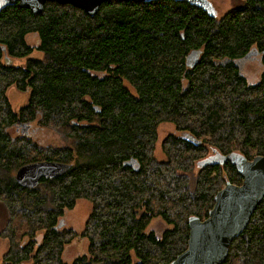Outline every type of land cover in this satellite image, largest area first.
Instances as JSON below:
<instances>
[{
	"label": "trees",
	"instance_id": "trees-1",
	"mask_svg": "<svg viewBox=\"0 0 264 264\" xmlns=\"http://www.w3.org/2000/svg\"><path fill=\"white\" fill-rule=\"evenodd\" d=\"M30 33L36 46L26 42ZM34 50L42 57H27ZM250 50L262 66L254 84L236 64ZM6 56L27 58L14 65ZM12 85L28 92L17 111L6 95ZM18 121L54 129L65 143L12 136ZM163 122L199 143L168 134L158 159ZM256 154H264V0H241L220 17L172 0H104L94 15L55 1L38 13L0 8V206L8 241L0 264H68L64 245L76 238L87 248L70 264H168L187 246L188 217H206L227 180L241 183L222 158ZM44 159L70 168L35 187L15 181L19 166ZM78 199L91 205L82 230L56 228ZM154 217L170 226L160 237L145 231ZM221 264H264V197Z\"/></svg>",
	"mask_w": 264,
	"mask_h": 264
},
{
	"label": "water",
	"instance_id": "water-1",
	"mask_svg": "<svg viewBox=\"0 0 264 264\" xmlns=\"http://www.w3.org/2000/svg\"><path fill=\"white\" fill-rule=\"evenodd\" d=\"M46 1L59 4H70L94 15L104 0H0V8L7 4H17L29 8L32 13L43 9ZM148 1V0H125ZM185 1L215 17L216 10L208 0H174ZM199 51H193L189 58L196 61ZM245 54L243 58L249 57ZM187 140L199 143L192 135L181 132ZM236 165L243 181L240 185L226 182L215 194L214 203L209 210V216L203 220L190 217L188 220L189 233L186 249L168 264H221L227 257L232 239L239 235L247 224L250 215L264 197V154L254 155L246 159L241 155L224 156ZM69 164L59 161H36L25 163L18 167L15 179L21 185L33 186L41 177L50 178L62 175ZM62 221L58 226L62 225Z\"/></svg>",
	"mask_w": 264,
	"mask_h": 264
},
{
	"label": "rangeland",
	"instance_id": "rangeland-1",
	"mask_svg": "<svg viewBox=\"0 0 264 264\" xmlns=\"http://www.w3.org/2000/svg\"><path fill=\"white\" fill-rule=\"evenodd\" d=\"M214 6L216 10V16H222L226 11L237 6L241 3V0H208ZM26 42L31 46H36L38 44V36L37 34L30 33L26 35ZM27 57L32 58H41L42 53L34 50ZM24 58L15 59L11 57H4V61L8 64L14 65H22L25 61ZM259 55H251L246 58H242L240 60H236V64L240 69V72L246 77L247 81L250 84H254L258 81L260 73L262 71V66L260 64ZM224 62V60H222ZM6 95L9 100V103L14 111H17L21 106L25 105L28 98V92L19 91L14 85L10 86L6 90ZM29 132L31 137L37 141L41 146L47 144H63L65 143L63 135L49 127L40 126L36 121L30 122V125L27 129L23 128L20 124H16L13 128H11L10 133L12 136H17L20 134H25ZM179 135L175 130L174 126L170 122L160 123L157 127V141L155 144L154 155L158 159H163V154L161 152V141L168 134ZM15 171L13 172L14 175ZM90 203L85 199H78L76 204L72 209L65 210L62 216L64 227L70 228L75 231H81L87 215L90 211ZM5 210L0 206V263L3 255L6 253L8 249V241L6 238L2 237L1 229L5 223ZM170 226L162 220L161 217H154L151 219L149 224L147 225L145 231H153L154 234L158 237L161 236L163 230L169 228ZM23 240H26L24 238ZM87 248V240L84 238H76L72 240L70 243L64 245V249L62 252V259L64 262L70 264L71 261L76 257L86 252Z\"/></svg>",
	"mask_w": 264,
	"mask_h": 264
},
{
	"label": "bare ground",
	"instance_id": "bare-ground-1",
	"mask_svg": "<svg viewBox=\"0 0 264 264\" xmlns=\"http://www.w3.org/2000/svg\"><path fill=\"white\" fill-rule=\"evenodd\" d=\"M172 1H174V0H172ZM28 9H29V8H28ZM216 17H217V16H216ZM196 51H197V50H196ZM249 52L252 53L251 51H249ZM249 52H248V53H249ZM191 53H192V52H191ZM191 53H190V54H191ZM246 54H247V53H246ZM241 59H242V58H241ZM188 60H189V63H190L193 59H191V58L188 57ZM196 60H197V59H196ZM194 62H195V61H194ZM179 135H180L181 137H183V136L181 135V133H179ZM256 155H257V154H256ZM44 160H47V159H44ZM44 160H36V161H44ZM36 161H32V162H36ZM48 161H57V160H48ZM59 162H62V161H59ZM28 163H30V162H28ZM63 163H66V162H63ZM67 164L70 165V163H67ZM234 166H235L237 172L240 174V172L238 171V169H237V167H236L235 164H234ZM19 167H20V166H19ZM69 168H70V167H69ZM69 168H68V170H69ZM17 169H18V168H17ZM17 169H16V170H17ZM68 170H66L64 173H66ZM15 173H16V171H15ZM15 173H14V179H15ZM64 173H63V174H64ZM63 174H62V175H63ZM60 176H61V175H60ZM240 176H241V174H240ZM56 177H57V176H56ZM42 178H45V177H41V178L38 180V182H39ZM50 178H53V177H50ZM45 179H49V178H45ZM241 179H242V180H241V183H242V181H243L242 176H241ZM15 181H16V179H15ZM16 182H17V181H16ZM38 182H37L35 185H33V186H27V185H22V186H26V187H35V186L38 184ZM226 182H230V181L227 180ZM226 182L224 183V185L226 184ZM17 183H18V182H17ZM230 183H232V184H237V183H233V182H230ZM241 183H239V184H237V185H240ZM18 184H20V183H18ZM20 185H21V184H20ZM224 185H223V186H224ZM223 186H222V187H223ZM222 187H221V188H222ZM221 188H220V189H221ZM220 189H219V190H220ZM219 190H218V191H219ZM218 191H217V192H218ZM217 192H216V193H217ZM216 193H215V194H216ZM214 196H215V195H214ZM213 203H214V197H213ZM212 206H213V204H212ZM211 208H212V207H211ZM211 208H210V209H211ZM210 209H209V210H210ZM209 210H208V213H209ZM254 210H255V209H254ZM253 212H254V211H253ZM208 213H207L206 217L209 216ZM251 215H252V214H251ZM251 215H250V218H251ZM190 217H197V218L201 219L199 216H196V215H190V216L188 217V219H187V223H188V220H189ZM206 217H204V218H206ZM204 218H202L201 220H203ZM250 218H249V220H250ZM249 220H248V222H249ZM60 221L63 222V220H60ZM60 221H59V222H60ZM248 222H247V223H248ZM58 224H59V223H58ZM58 224L56 225V228L63 226L64 222L62 223L61 226H58ZM246 225H247V224H246ZM246 225H245V226H246ZM188 227H189V226H188ZM244 228H245V227H244ZM242 231H243V230H242ZM188 233H189V231H188ZM237 236H238V235H237ZM234 238H235V237H234ZM234 238H233V239H234ZM233 239H232V240H233ZM187 243H188V240H187ZM186 247H187V246H186ZM185 249H186V248H185ZM185 249H184V250H185ZM184 250H183V251H184ZM183 251H182V252H183ZM180 253H181V252H180ZM180 253H179V254H180ZM179 254H177L176 257H177ZM176 257H175V258H176ZM175 258H174V259H175ZM174 259H172V260H174ZM172 260H171V261H172ZM171 261H170V262H171Z\"/></svg>",
	"mask_w": 264,
	"mask_h": 264
},
{
	"label": "flooded vegetation",
	"instance_id": "flooded-vegetation-1",
	"mask_svg": "<svg viewBox=\"0 0 264 264\" xmlns=\"http://www.w3.org/2000/svg\"><path fill=\"white\" fill-rule=\"evenodd\" d=\"M252 53H251V55H258V53H256V51L255 50H250ZM250 55V56H251ZM18 124H20L23 128H25V129H27L28 127H29V125H30V123H25V122H17ZM17 124V125H18ZM16 125V124H15ZM15 125H13V127L15 126ZM22 135H24V134H22ZM30 133L27 131L26 133H25V136H27V137H30Z\"/></svg>",
	"mask_w": 264,
	"mask_h": 264
}]
</instances>
